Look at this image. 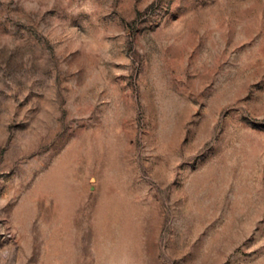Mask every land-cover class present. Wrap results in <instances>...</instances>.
<instances>
[{
    "label": "rangeland",
    "instance_id": "374dc122",
    "mask_svg": "<svg viewBox=\"0 0 264 264\" xmlns=\"http://www.w3.org/2000/svg\"><path fill=\"white\" fill-rule=\"evenodd\" d=\"M0 264H264V0H0Z\"/></svg>",
    "mask_w": 264,
    "mask_h": 264
}]
</instances>
